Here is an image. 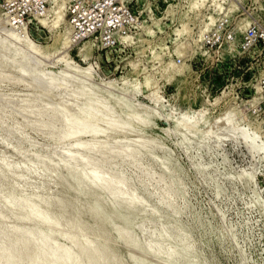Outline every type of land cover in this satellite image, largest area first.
<instances>
[{
	"label": "rangeland",
	"instance_id": "1",
	"mask_svg": "<svg viewBox=\"0 0 264 264\" xmlns=\"http://www.w3.org/2000/svg\"><path fill=\"white\" fill-rule=\"evenodd\" d=\"M11 1L0 0V213L12 216L1 231L28 224L29 203L57 227L28 226L71 248L72 264H95L84 240L100 264H264V112L253 107L264 0H127L138 23L111 48L72 40L67 0L25 27ZM248 24L263 37L246 49L207 43ZM42 73L54 90L40 96ZM58 104L74 107L58 115ZM95 112L119 129L85 131Z\"/></svg>",
	"mask_w": 264,
	"mask_h": 264
},
{
	"label": "built area",
	"instance_id": "2",
	"mask_svg": "<svg viewBox=\"0 0 264 264\" xmlns=\"http://www.w3.org/2000/svg\"><path fill=\"white\" fill-rule=\"evenodd\" d=\"M49 2L50 0H14L4 3L3 7L7 15H16V23L24 22L25 27L32 19H39L47 14ZM66 11L72 40L76 43L93 41L103 48H111L120 41H125L123 37L130 36L131 28L138 23L135 10L127 0H67ZM225 32L218 38L211 33V41L207 43L212 45L223 41L234 48L246 49L263 37L257 34L256 26L249 24L244 29L235 25L232 31ZM229 46L228 50L231 49ZM256 90L261 101L253 107L256 112L261 113L264 112V74L257 81Z\"/></svg>",
	"mask_w": 264,
	"mask_h": 264
},
{
	"label": "bare ground",
	"instance_id": "3",
	"mask_svg": "<svg viewBox=\"0 0 264 264\" xmlns=\"http://www.w3.org/2000/svg\"><path fill=\"white\" fill-rule=\"evenodd\" d=\"M217 6H219V8H221V4L220 5H217ZM43 21V20H42ZM44 22V21H43ZM16 38H17V36H16ZM11 39V38H10ZM25 43V42H24ZM5 47V46H4ZM8 47V46H7ZM5 49H6V47H5ZM7 50V49H6ZM0 54H2V55H0V66H3V68H4V66H6V64H5V61L7 60L6 59V54L5 55H3V53H0ZM14 56V55H13ZM15 57V56H14ZM18 57V56H17ZM10 60V59H9ZM12 61V60H11ZM8 63V62H7ZM9 63H11L10 61H9ZM12 64V63H11ZM25 64V63H24ZM7 65H9V64H7ZM22 69H23V67H22ZM2 70V69H1ZM11 70V69H10ZM29 72V71H28ZM25 73V72H24ZM34 73V72H33ZM32 73V74H33ZM31 74V75H32ZM35 74V73H34ZM65 75V74H64ZM35 77L34 78H32L31 79V83H32V88L34 89V90H36V91H39V93L38 92H36V93H38V94H40V96L41 95H44L45 94V92L47 91V90H50L51 88H53V90H54V86H52V82L49 80V79H47V77L45 78V76H43V73L42 74H39V75H34ZM68 76V75H67ZM29 77H31L30 75H29ZM65 77V76H64ZM30 79V78H29ZM63 79V78H62ZM68 80V79H67ZM64 80H61V82L60 83H58L57 85H56V87H58V85H59V87H61L62 85L64 86V83L66 84V82H63ZM69 81V80H68ZM67 81V82H68ZM69 84V83H68ZM54 85H55V83H54ZM79 85V84H78ZM62 86V87H63ZM65 86H67V85H65ZM58 87V88H59ZM33 90V92H35ZM69 90V89H68ZM67 90V91H68ZM79 90V89H78ZM61 91V90H60ZM50 92V91H49ZM55 92H57V91H55ZM75 92V91H74ZM78 92V91H77ZM47 93V92H46ZM52 93V92H51ZM48 94V93H47ZM47 94L45 95V96H47ZM68 95V94H67ZM66 96V95H65ZM69 97H71L70 95H69ZM75 97V96H74ZM79 97H81V96H79ZM66 98V97H65ZM64 98V99H65ZM67 98H68V96H67ZM67 98L65 99V100H67ZM73 98V97H72ZM72 98H69L67 101H69V103H70V99H72ZM48 99V98H47ZM52 99H54V98H52ZM63 99V100H64ZM77 99V98H76ZM78 101V100H77ZM76 101V102H77ZM79 101H81V100H79ZM78 101V103H80ZM28 102V101H27ZM27 102H23L25 105H27L28 103ZM57 102V101H56ZM61 102V101H60ZM64 103H67V102H65V101H63ZM96 103V102H95ZM53 104V103H52ZM72 104H73V100H72ZM70 105V104H68V105H70V106H72V107H74L73 105ZM90 104V103H89ZM67 104H61V105H57L56 107H55V109H54V111L53 112H57V113H59L58 115H60V113H63V111L65 110V109H68V108H72V107H69ZM99 105V104H98ZM22 106V105H21ZM28 106V105H27ZM88 107H90V106H88ZM24 108V107H23ZM76 108V107H75ZM74 108V109H75ZM80 108V107H79ZM25 109V108H24ZM23 109V110H24ZM104 109H106V108H104ZM103 109V110H104ZM26 110H27V108H26ZM71 110V109H70ZM100 110V109H99ZM42 111V110H41ZM72 111H73V109H72ZM83 111V110H82ZM105 111V110H104ZM110 111V110H109ZM66 112H68L67 110H66ZM65 112V113H66ZM70 112V111H69ZM89 112V111H88ZM108 112V111H107ZM27 113V112H26ZM74 113V112H73ZM84 113H86V112H84ZM97 113H99V112H95L94 114H92V113H88L87 115H85L84 117H82L81 119H80V121L81 122H83V123H91L90 125L88 124V125H84L85 126V128H84V130L85 131H88L86 128H89L90 129V131L91 132H94L95 134L96 133H99L100 131H102L103 132V130L104 131H106V130H110V129H119L116 125H114V123L111 121V118L110 119H104V120H102L101 118H99V116H100V114H99V116H98V114ZM105 113V112H104ZM29 114V113H28ZM53 114V113H52ZM69 114V113H68ZM24 115H27V114H24ZM70 115V114H69ZM68 115V116H69ZM104 115V114H103ZM109 115V114H108ZM41 116V115H40ZM100 117H102V116H100ZM67 118V117H66ZM76 120V119H75ZM79 120V119H78ZM77 121V120H76ZM180 121V120H179ZM65 122H66V120H65ZM68 123V122H67ZM70 123V122H69ZM73 123V122H72ZM43 124V123H42ZM72 125H74V123L72 124ZM72 125H71V123L69 124V126H71L70 128H72ZM98 125H102V128L99 130V128H98ZM79 126V125H78ZM78 126H76V127H78ZM83 126V125H82ZM83 126V127H84ZM79 127H81V126H79ZM78 127V128H79ZM41 128V127H40ZM66 129H68V131H73V130H69V127L68 128H66ZM75 129H77V128H74V130ZM13 131V130H12ZM19 131V130H18ZM67 131V132H68ZM77 131V130H76ZM66 131H65V133H67ZM79 132V130L77 131V133ZM65 133L63 134V136L65 135ZM72 133V132H71ZM104 133V132H103ZM106 133V132H105ZM16 134H18V133H16ZM73 134H75V133H72V135ZM72 135H70L69 136V134L68 135H65V136H67V137H71ZM76 135H78V134H76ZM65 136L63 137V138H65ZM96 136V135H95ZM18 138V137H17ZM21 138V137H20ZM92 139V138H91ZM95 139V138H94ZM77 145V144H76ZM89 145V144H88ZM91 145H93L94 146V144H91L90 143V146ZM96 145H98V144H96ZM102 145V144H101ZM85 146V145H84ZM80 147V146H79ZM85 147H87V145L85 146ZM29 149V148H28ZM86 149V148H85ZM89 149V148H88ZM87 149V150H88ZM101 149V148H100ZM14 150V149H13ZM91 151H94V150H91ZM123 151V150H122ZM74 152V151H73ZM99 152V151H98ZM95 153V152H94ZM101 153H103V152H101ZM73 154V153H72ZM71 153L69 154V153H64V154H62V155H60L61 157H62V159H61V161H60V163L61 162H63L64 163V166H65V164H66V168H69L68 166H67V163H68V165H69V162L71 161H73V160H75L76 159V157L74 156V155H72ZM60 157V158H61ZM81 157H84V156H81ZM122 157V156H121ZM78 158V157H77ZM82 159V158H81ZM36 160V159H35ZM34 160V161H35ZM78 160V159H77ZM83 160V159H82ZM42 161V160H41ZM59 163V164H60ZM38 165H39V163H38ZM61 166V165H60ZM73 166H75V165H73ZM55 167V166H54ZM78 167V166H77ZM57 168V167H56ZM61 168H63V167H61ZM137 168V167H136ZM60 169V168H59ZM65 169V168H64ZM76 168H74V170H75ZM8 170V169H7ZM73 170V171H74ZM89 170V169H88ZM76 171H77V169H76ZM12 172V171H11ZM79 172V169H78V171H77V173ZM98 172V171H97ZM97 172H95V171H92L91 172V177H92V179H96V178H98L97 176ZM21 174V173H20ZM75 174H76V172H75ZM74 174V175H75ZM76 175H78V174H76ZM7 176V175H6ZM100 177H102V176H100ZM76 178V177H75ZM103 178V177H102ZM99 179V178H98ZM6 181V180H5ZM10 182V181H9ZM17 184V183H16ZM13 186V185H12ZM87 186V185H86ZM14 187V186H13ZM97 191V190H96ZM172 194V193H171ZM26 200H28V199H26ZM96 201V200H95ZM43 202H44V200H43ZM97 202V201H96ZM1 203V202H0ZM22 203V202H21ZM45 203V202H44ZM43 203V204H44ZM47 203V202H46ZM9 204V203H8ZM12 204V203H11ZM36 204V203H35ZM50 204V203H49ZM13 205V204H12ZM32 205H34V204H32ZM31 204H24L23 206V212H21L20 214L21 215H23V217L22 218H20L22 221H24V222H28V224H24L25 226H23L22 228L20 227V226H17L18 224H15L16 226H17V229H15L14 230V228H13V224H12V229H10L9 230V228H6V231L5 232H3V231H1L2 229H0V257L2 258L1 260H2V262H3V264L5 263H10V262H12L13 261V259L15 260V257H19L20 255H21V257L20 258H22V260H23V264H72L71 263V260H72V254H73V252H72V250H71V248H60L57 244H56V242H54L53 240H51L50 238L51 237H53V236H46L45 234H43L42 232H41V230H39V229H37V228H33L32 226L30 227V226H28V225H30L29 224V222L30 221H35V222H38L39 224H42L43 226H48L50 229V231H51V233L53 232V230H54V233H55V228L57 227H55V223L52 221V220H50L49 218H48V216L46 217L45 215L43 216V215H41V214H39V212H38V210H40V208H37V207H35V206H32ZM55 206V205H54ZM59 206V205H58ZM12 207V206H11ZM58 208V207H57ZM56 208V209H57ZM58 210V209H57ZM11 211V210H10ZM7 212V211H6ZM42 212V211H41ZM4 213H5V211H4ZM12 213V212H11ZM23 213V214H22ZM43 213V212H42ZM44 214H45V212H44ZM48 215V214H47ZM7 216V217H6ZM18 216V215H17ZM21 217V216H20ZM76 217V216H75ZM4 218H6L7 219V221H8V218H12V216L7 212V214H3V213H0V223L3 221V219ZM13 218H15V217H13ZM58 218V217H57ZM6 219H4V222L6 221ZM16 219H17V217H16ZM78 219V218H77ZM76 219V220H77ZM17 221H19V220H17ZM22 221H20V222H22ZM59 221V220H58ZM78 221V220H77ZM10 222H12V221H10ZM23 222V223H24ZM7 223V222H6ZM14 223H17L16 222V220H15V222ZM23 223H21V224H23ZM37 223V224H38ZM5 223H3L2 222V224H0L1 226H3ZM79 224V223H78ZM9 225H10V223H9ZM8 225V223H7V227L9 226ZM19 225H20V223H19ZM27 225V226H26ZM42 225H41V228H42ZM59 225H60V223H59ZM67 225V224H66ZM80 225V224H79ZM6 225H4L3 227H5ZM11 226V225H10ZM9 226V227H10ZM40 226V225H39ZM20 227V228H19ZM47 227V228H48ZM78 227H80V226H78ZM68 229V228H67ZM42 231H43V229H42ZM66 230H64V232H65ZM72 231V230H71ZM75 232H77L76 230H75ZM9 235V237L7 238L6 237V235L7 234ZM46 233H48V230H47V232ZM57 233V232H56ZM66 233H67V231H66ZM50 234V233H49ZM70 234V233H69ZM60 235H62L61 233H60ZM66 236V235H65ZM64 236V237H65ZM80 236V235H79ZM68 237V236H67ZM76 236H75V234L74 233H71L70 234V238H71V240L74 242V238H75ZM84 239V238H83ZM86 239V238H85ZM88 239V238H87ZM70 240V241H71ZM81 240V239H80ZM77 241V240H76ZM85 241V240H84ZM84 241H82L81 243H79V245L81 246V248H83V249H86L87 251H88V260L89 261H91V262H93V263H95V264H100V260H101V254H98V252H96V250L94 251V249L93 248H90V246L87 244V241L86 242H84ZM91 241H93V240H91V238H90V242ZM89 242V243H90ZM69 244H73V243H69ZM60 245V244H59ZM29 246L31 247V249L29 248ZM70 246V245H69ZM71 247V246H70ZM73 247V246H72ZM75 248L76 247H73L72 249L73 250H75ZM76 251V250H75ZM77 252V251H76ZM79 258H80V256H79ZM166 258V257H165ZM155 259H157L158 260V256H157V258H155ZM168 259V258H167ZM103 260V259H102ZM165 260V259H164ZM155 262V261H154ZM22 264V263H21Z\"/></svg>",
	"mask_w": 264,
	"mask_h": 264
}]
</instances>
